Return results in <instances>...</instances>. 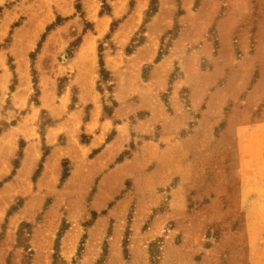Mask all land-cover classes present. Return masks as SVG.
I'll return each instance as SVG.
<instances>
[{
  "label": "rangeland",
  "instance_id": "1",
  "mask_svg": "<svg viewBox=\"0 0 264 264\" xmlns=\"http://www.w3.org/2000/svg\"><path fill=\"white\" fill-rule=\"evenodd\" d=\"M235 111L264 117V0H0V264H264L196 150ZM184 136L207 181L166 180Z\"/></svg>",
  "mask_w": 264,
  "mask_h": 264
},
{
  "label": "crops",
  "instance_id": "2",
  "mask_svg": "<svg viewBox=\"0 0 264 264\" xmlns=\"http://www.w3.org/2000/svg\"><path fill=\"white\" fill-rule=\"evenodd\" d=\"M216 95L217 92H213L207 98L208 110L215 106ZM230 115V121L217 136L218 145L210 147L209 138L206 147L205 138L196 137V150L199 159L204 162L205 158L208 159V151H212V175H216L219 182L216 184L218 191L216 186L207 189L217 192V195L212 197L211 204L227 209L229 224L240 222L243 225V229L235 233L243 235V241L238 248L236 244L231 245L232 253L249 256L264 255V244L259 241L264 237V117L252 121L250 119L252 115L249 117L247 112L235 111ZM237 118L240 121H237ZM204 122L211 123L210 125L215 123L212 120H199L200 124ZM93 140L92 137L90 142ZM109 143L110 141H106V145ZM189 143V138L185 136L176 140H167L164 147L162 142L158 141V153L162 151L166 156L163 167L166 180L175 176L178 165L183 178L194 179L196 176L199 180L207 181L209 176L212 177L209 173L199 172V169L197 174L192 168L190 170ZM253 239L258 242L254 244Z\"/></svg>",
  "mask_w": 264,
  "mask_h": 264
},
{
  "label": "trees",
  "instance_id": "3",
  "mask_svg": "<svg viewBox=\"0 0 264 264\" xmlns=\"http://www.w3.org/2000/svg\"><path fill=\"white\" fill-rule=\"evenodd\" d=\"M104 64H103V61L101 60V66H103ZM111 139L110 138H108L107 139V141H110Z\"/></svg>",
  "mask_w": 264,
  "mask_h": 264
}]
</instances>
